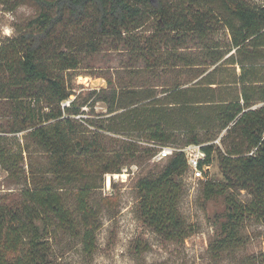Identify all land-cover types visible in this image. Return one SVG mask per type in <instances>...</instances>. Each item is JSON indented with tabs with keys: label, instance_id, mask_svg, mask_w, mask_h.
<instances>
[{
	"label": "trees",
	"instance_id": "1",
	"mask_svg": "<svg viewBox=\"0 0 264 264\" xmlns=\"http://www.w3.org/2000/svg\"><path fill=\"white\" fill-rule=\"evenodd\" d=\"M23 1L0 0L10 10ZM30 1L39 14L20 36L0 42V101L13 110L10 132L29 131L27 136L47 152L54 177H33L19 204L0 206V264H59L51 259L50 243L59 228L81 237L85 252L93 253L99 225L90 196L98 186L84 169L92 167L93 175L101 177L122 174L128 164L154 158L163 147H180L172 144L177 130L186 131L187 145H203L204 165L210 166L217 152L228 181L206 188L208 198L225 195L228 208L222 236L211 247L214 257L242 246L245 220L255 216L264 222V3ZM153 15L159 27L145 36L139 31ZM72 28H81L83 41L70 36ZM109 41L117 49L128 47L135 60L121 70L131 71L133 78L122 84L110 79L106 88L91 91L104 94L111 116L100 125L89 119L87 128L77 119L85 112L67 75L80 67L83 53L97 52ZM193 41L199 43L192 46ZM225 66L236 69L221 75ZM147 74L161 75L165 82L138 83ZM254 102L261 105L254 107ZM225 130L223 151L209 142ZM114 135L134 138L119 139L112 149L108 140ZM3 138L0 166L13 173L19 157L1 145ZM187 171L185 154L179 152L137 183L144 222L168 240L183 241L192 232L179 210L181 177ZM232 188L246 190L251 200L242 202L229 193ZM69 190L75 210L69 207Z\"/></svg>",
	"mask_w": 264,
	"mask_h": 264
},
{
	"label": "rangeland",
	"instance_id": "2",
	"mask_svg": "<svg viewBox=\"0 0 264 264\" xmlns=\"http://www.w3.org/2000/svg\"><path fill=\"white\" fill-rule=\"evenodd\" d=\"M252 1L264 3V0ZM38 14V7L30 0H24L14 10H10V5L0 2V42L20 36L26 31L28 22ZM158 20L159 17L153 15L139 32L145 36L153 35L159 27ZM84 35L81 28L71 29L70 36L74 40L83 41ZM218 37L222 38V36ZM190 43L195 46L199 42ZM127 48L120 45L117 49L113 42H106L97 52L83 53L80 67L67 75L70 87L76 95H80L77 103L83 105L85 112L84 116L77 117L81 125L89 126L87 122L89 119L98 121L97 124L100 125L111 116L110 104L102 100L104 94L91 95V91L106 88L110 79L115 84L132 80L131 71L121 70V67L131 65L135 60ZM224 69L227 71H221L224 73H220L221 75L229 74L236 68L225 66ZM6 78L9 79L10 76ZM154 82L160 84L165 81L161 75L156 79L150 74L142 75L141 80H138V83L142 84ZM71 98L76 97L74 95ZM25 102L29 104L31 99ZM32 105H36L34 100ZM260 105L259 102L253 104L254 107ZM9 106L11 105L0 101V136L5 137L1 145L12 150L13 154L17 153L19 162L13 173L0 166V206L10 203L19 204L22 191L32 184L33 177L38 181L54 177L47 152L27 136L29 131L17 134L10 132L14 127V118L11 114L13 110ZM175 133L177 137L173 139L172 144L182 148L187 146L186 131L177 130ZM225 133L226 130L209 143L226 151L224 138L227 134ZM132 138L134 137L129 135H114L109 137L108 144L113 149L117 148V140L129 141ZM22 150L24 153L21 152ZM213 157V163L208 166L204 180L194 181L189 171L181 177L184 192L179 201V210L192 229L191 234L183 241L168 240L155 232L144 222L140 213L138 181L159 172L166 165L167 160L159 161L156 156L154 158L148 156L136 165L128 164L122 174H108L103 177L93 175L94 169L87 167L84 171L88 175V180L98 186L90 196L99 225L96 231L95 250L91 254L86 253L81 237H74L66 229L59 228L50 239L53 263L261 264L260 255L264 253V222L255 216L248 217L241 230L244 244L214 257L211 247L222 236L221 225L225 221L228 208L225 195L216 194L208 198L206 188L207 183L225 185L228 181L221 168L218 153L215 152ZM73 193L69 190L67 199L69 207L75 210L77 203ZM229 193H234L242 202L248 203L251 200L246 190L232 188Z\"/></svg>",
	"mask_w": 264,
	"mask_h": 264
},
{
	"label": "built area",
	"instance_id": "3",
	"mask_svg": "<svg viewBox=\"0 0 264 264\" xmlns=\"http://www.w3.org/2000/svg\"><path fill=\"white\" fill-rule=\"evenodd\" d=\"M179 152H183L185 154V157L187 159L188 171L193 175L194 181L204 180L205 172L209 167L203 164L207 158V154L203 149V145L190 144L183 148L177 146L163 147L159 151L156 158L159 161L167 160ZM254 152L255 149L250 152L249 155H253Z\"/></svg>",
	"mask_w": 264,
	"mask_h": 264
}]
</instances>
